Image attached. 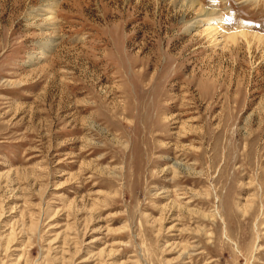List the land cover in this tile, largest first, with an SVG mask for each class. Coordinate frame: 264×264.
Returning a JSON list of instances; mask_svg holds the SVG:
<instances>
[{"label": "rangeland", "instance_id": "374dc122", "mask_svg": "<svg viewBox=\"0 0 264 264\" xmlns=\"http://www.w3.org/2000/svg\"><path fill=\"white\" fill-rule=\"evenodd\" d=\"M198 1L212 35L172 0H0V264H264V0Z\"/></svg>", "mask_w": 264, "mask_h": 264}, {"label": "bare ground", "instance_id": "6f19581e", "mask_svg": "<svg viewBox=\"0 0 264 264\" xmlns=\"http://www.w3.org/2000/svg\"><path fill=\"white\" fill-rule=\"evenodd\" d=\"M260 1V0H257ZM172 2H174L175 4H180V9L181 8H186V9H197L199 12V16L202 17V19H197L195 20V22L190 26V29H195L196 31L199 29L198 28V24L200 23H207L206 26H208V28H206L205 32L208 33V35H212L214 32L219 31V21L214 20L213 19V15H214V10H207V8H204L201 3L198 0H172ZM54 7V6H53ZM218 28V29H217ZM246 34V32H236L231 36L227 37V40L231 39L233 41H237V39L240 36H244V37H248ZM181 166V165H180Z\"/></svg>", "mask_w": 264, "mask_h": 264}]
</instances>
